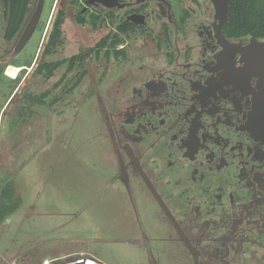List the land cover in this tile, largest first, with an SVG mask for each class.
I'll use <instances>...</instances> for the list:
<instances>
[{
  "label": "flooded vegetation",
  "instance_id": "flooded-vegetation-1",
  "mask_svg": "<svg viewBox=\"0 0 264 264\" xmlns=\"http://www.w3.org/2000/svg\"><path fill=\"white\" fill-rule=\"evenodd\" d=\"M71 1L99 37L63 73H109L101 190L130 213L121 231L85 241L132 245L130 264H264V111L239 51L264 38L229 36L210 0Z\"/></svg>",
  "mask_w": 264,
  "mask_h": 264
},
{
  "label": "rangeland",
  "instance_id": "rangeland-1",
  "mask_svg": "<svg viewBox=\"0 0 264 264\" xmlns=\"http://www.w3.org/2000/svg\"><path fill=\"white\" fill-rule=\"evenodd\" d=\"M36 4L33 0L16 33L7 37L0 3V56L14 47ZM72 4L71 0H44L36 32L21 50H11L0 60V177L14 178L15 191L21 196L19 207L0 222L3 264H40L45 260L52 264L88 252L109 264H117L122 252L130 264L136 253L132 245L101 246L85 241L121 231L129 224L130 213L121 194L104 187L101 190L105 175L97 100L107 92L104 79L109 73L101 74L89 66L76 83V75L69 81L70 90L63 86L70 74L64 75L65 62L61 60L77 50L84 52L99 37L98 31L91 32L83 23L80 4ZM59 12L61 43L54 47L48 38ZM56 61H61L62 67L51 75L36 73L40 64ZM9 66L19 68L13 77L6 74ZM19 83L22 85L16 91L13 87ZM41 92H47L43 104L33 102L14 131L18 106L32 103L27 100L28 93Z\"/></svg>",
  "mask_w": 264,
  "mask_h": 264
},
{
  "label": "trees",
  "instance_id": "trees-1",
  "mask_svg": "<svg viewBox=\"0 0 264 264\" xmlns=\"http://www.w3.org/2000/svg\"><path fill=\"white\" fill-rule=\"evenodd\" d=\"M32 2L33 0H0L3 19L5 21L4 29L7 37H12L16 33L18 27L24 20V14ZM61 23L62 12H59L58 17L54 21V27L48 38L49 43L52 45L55 44L56 41H59L61 34ZM225 30L226 33L231 37L251 35L257 38H264V0H231ZM74 58L76 57L63 59L61 61L69 62L74 60ZM61 61L42 63L37 67L36 73L42 72L44 76H48L49 74L51 75L53 69L58 64H60ZM64 75H66V73H64ZM76 76H78V78L74 81V83H76L81 77V75ZM68 79L71 80L70 78ZM61 80L62 79H60L56 84L58 85ZM66 90L68 91L70 88ZM45 93L47 94V92ZM45 93H28L27 100L32 101L31 104H27V106H25L27 107L28 112L31 111L33 102L37 104H43L44 97L46 96ZM21 109L23 112H17V120L13 123V127L15 128L17 121H21L24 118V105L23 107L21 106ZM15 189L16 181L14 178L0 177V222L7 215L13 213L21 203V196L17 194ZM24 254L25 253H23V255ZM18 257H20V255ZM32 259L33 256H30L29 261ZM3 261H6L5 257L1 256L0 262L2 264Z\"/></svg>",
  "mask_w": 264,
  "mask_h": 264
},
{
  "label": "water",
  "instance_id": "water-1",
  "mask_svg": "<svg viewBox=\"0 0 264 264\" xmlns=\"http://www.w3.org/2000/svg\"><path fill=\"white\" fill-rule=\"evenodd\" d=\"M44 0H37V4L34 12L32 13L29 21L23 27L19 34L18 39L14 47H12V52L17 53L21 50L31 38L39 17L42 11V5ZM214 6L216 17L222 20L228 18L229 5L231 0H210ZM242 53V57L245 61L244 71L249 72L251 75L258 77V93L255 99L258 105L264 111V41L256 42L252 41L248 46L239 49ZM53 264H103L98 259L92 256H83L78 258H70L63 262L53 263Z\"/></svg>",
  "mask_w": 264,
  "mask_h": 264
},
{
  "label": "bare ground",
  "instance_id": "bare-ground-1",
  "mask_svg": "<svg viewBox=\"0 0 264 264\" xmlns=\"http://www.w3.org/2000/svg\"><path fill=\"white\" fill-rule=\"evenodd\" d=\"M19 71V68H13L12 66H9L7 68V75L13 77L16 75V73Z\"/></svg>",
  "mask_w": 264,
  "mask_h": 264
},
{
  "label": "built area",
  "instance_id": "built-area-1",
  "mask_svg": "<svg viewBox=\"0 0 264 264\" xmlns=\"http://www.w3.org/2000/svg\"><path fill=\"white\" fill-rule=\"evenodd\" d=\"M0 264H2V263L0 262ZM40 264H50V262L48 260H45V261H42Z\"/></svg>",
  "mask_w": 264,
  "mask_h": 264
},
{
  "label": "crops",
  "instance_id": "crops-1",
  "mask_svg": "<svg viewBox=\"0 0 264 264\" xmlns=\"http://www.w3.org/2000/svg\"><path fill=\"white\" fill-rule=\"evenodd\" d=\"M6 74H7V72H6ZM9 116H12V115H9ZM24 118H25V116H24ZM24 118H23V119H24ZM23 119H22V120H23ZM14 128H15V127H13V130H14ZM16 128H17V127H16ZM15 130H16V129H15ZM15 130H14V131H15ZM18 151H19V150H18ZM26 160H27V159H25L24 163L26 162ZM24 163H23V164H24Z\"/></svg>",
  "mask_w": 264,
  "mask_h": 264
}]
</instances>
